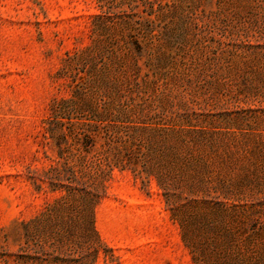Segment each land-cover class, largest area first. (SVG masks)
<instances>
[{"label": "rangeland", "instance_id": "374dc122", "mask_svg": "<svg viewBox=\"0 0 264 264\" xmlns=\"http://www.w3.org/2000/svg\"><path fill=\"white\" fill-rule=\"evenodd\" d=\"M129 1L97 20V0H0V264H51L53 227L79 233V211L52 212L61 193L31 178L55 165L62 100L83 120L111 103L154 170L94 174L112 249L97 264H194L173 213L255 224L264 252V0Z\"/></svg>", "mask_w": 264, "mask_h": 264}, {"label": "trees", "instance_id": "16d2710c", "mask_svg": "<svg viewBox=\"0 0 264 264\" xmlns=\"http://www.w3.org/2000/svg\"><path fill=\"white\" fill-rule=\"evenodd\" d=\"M97 1L102 12L96 17L99 20L101 17L110 18L116 4L129 0L120 3L116 0ZM145 4L149 7V14L153 15L154 3ZM67 105L68 101L62 100L52 109L51 146L56 153L55 165L42 176L31 177L32 184L38 191L41 189L38 181H47L51 192L61 193L51 206L52 212L68 208L81 214L78 234L73 228L64 230L60 225L51 230V264H97L101 250L112 254V249L101 239L95 226V209L105 191H98L94 174L97 173L103 183L111 178L115 168L129 170L137 176L145 172L147 178L154 175V170L146 167L149 162L147 153L141 151L140 142L128 132L130 122L121 118L111 103L103 100L100 110L84 120L74 118ZM97 141H100L99 151L91 157ZM176 160L183 165L189 162L180 155ZM78 163L80 167L77 169ZM139 164H142V170H138ZM84 176L86 180H83ZM155 176L158 186L168 191L163 175ZM217 207L210 215L226 217L228 213L224 206L219 204ZM172 216L179 220L182 239L190 249L194 264H264L262 237L255 224L242 223L241 229L233 232L225 218L217 220L215 216H198L194 218L195 224L193 221L186 223L176 213ZM33 261H38V257L18 255L15 264H32Z\"/></svg>", "mask_w": 264, "mask_h": 264}]
</instances>
